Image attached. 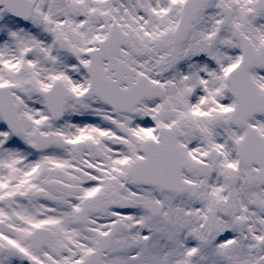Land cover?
<instances>
[{
    "label": "snow or ice",
    "instance_id": "snow-or-ice-1",
    "mask_svg": "<svg viewBox=\"0 0 264 264\" xmlns=\"http://www.w3.org/2000/svg\"><path fill=\"white\" fill-rule=\"evenodd\" d=\"M0 264H264V0H0Z\"/></svg>",
    "mask_w": 264,
    "mask_h": 264
}]
</instances>
